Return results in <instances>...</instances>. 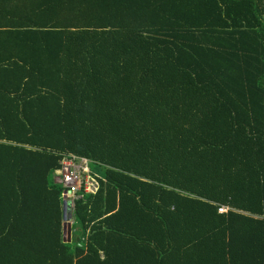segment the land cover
I'll use <instances>...</instances> for the list:
<instances>
[{
  "label": "trees",
  "instance_id": "obj_1",
  "mask_svg": "<svg viewBox=\"0 0 264 264\" xmlns=\"http://www.w3.org/2000/svg\"><path fill=\"white\" fill-rule=\"evenodd\" d=\"M0 264H264V0H0Z\"/></svg>",
  "mask_w": 264,
  "mask_h": 264
},
{
  "label": "built area",
  "instance_id": "obj_2",
  "mask_svg": "<svg viewBox=\"0 0 264 264\" xmlns=\"http://www.w3.org/2000/svg\"><path fill=\"white\" fill-rule=\"evenodd\" d=\"M93 160L77 155H66L61 161L56 181L64 187L63 201L67 205L68 213L72 214L74 203L84 200L86 195H96L101 189L100 175L91 168ZM229 207L219 208L220 213H227ZM69 221V220H68ZM72 224L74 219L71 220Z\"/></svg>",
  "mask_w": 264,
  "mask_h": 264
},
{
  "label": "water",
  "instance_id": "obj_3",
  "mask_svg": "<svg viewBox=\"0 0 264 264\" xmlns=\"http://www.w3.org/2000/svg\"><path fill=\"white\" fill-rule=\"evenodd\" d=\"M67 205L64 202L63 203V215H64V224H63V228H64V234L68 235V240L71 241L72 240V222L71 220L73 219L72 214L68 213L67 211ZM69 220V221H68ZM67 221V222H66Z\"/></svg>",
  "mask_w": 264,
  "mask_h": 264
},
{
  "label": "rangeland",
  "instance_id": "obj_4",
  "mask_svg": "<svg viewBox=\"0 0 264 264\" xmlns=\"http://www.w3.org/2000/svg\"><path fill=\"white\" fill-rule=\"evenodd\" d=\"M91 168H92V170H94V171H96L97 169H96V165L95 164H91ZM57 184L58 185H62L61 184V182H57ZM67 222V221H66ZM74 230L76 231V232H80V228H79V226H76L75 228H74ZM76 232H74V233H76ZM67 234V233H66Z\"/></svg>",
  "mask_w": 264,
  "mask_h": 264
}]
</instances>
